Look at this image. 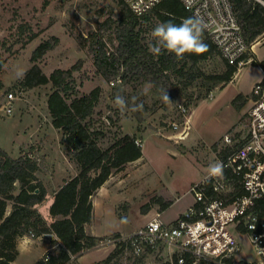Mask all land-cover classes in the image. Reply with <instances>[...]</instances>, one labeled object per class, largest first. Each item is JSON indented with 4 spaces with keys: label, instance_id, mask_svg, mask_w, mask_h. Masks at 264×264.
<instances>
[{
    "label": "rangeland",
    "instance_id": "obj_1",
    "mask_svg": "<svg viewBox=\"0 0 264 264\" xmlns=\"http://www.w3.org/2000/svg\"><path fill=\"white\" fill-rule=\"evenodd\" d=\"M118 15V0H0V58L6 60L0 72L3 84L0 89V147L14 159L33 150L40 164L37 176L50 195L77 174L64 153L62 133L51 121L48 98L52 85L30 90L16 87L21 80L16 72L22 69L26 73L33 66L31 58L37 46L57 37L58 45L38 63L43 72L49 76L56 69H70L81 62L80 72L75 73L80 95L88 94L96 87L103 88L94 115L95 123L98 127L102 125L106 133L102 140L106 142L120 128L124 134L136 136L143 150L142 158L113 174L95 195L90 231L104 237H96L99 241L95 250L73 256L68 264H94L105 259L116 250L112 240L119 237L114 238V235L130 236L153 220L156 213H162L157 201L160 197L173 202L163 211L165 222L173 223L171 221L185 214L195 204L191 186L208 174L210 165L219 163L220 154L226 148L225 136L234 131L243 132L241 135L246 133L243 130L252 106L253 89L264 81L263 68L252 64L254 59L264 61L262 39L254 47V59L250 54L252 51L248 52L251 62L240 67L224 87L216 86L210 97L196 106L186 107L188 95L196 99L206 93L207 87L213 86L200 79L184 96L171 101L169 96L167 100L159 98L156 109L146 113L139 122L126 108L121 110L115 103L116 98L111 95L113 86L95 73L92 57L87 50L81 49L83 45L77 40L83 36L88 38L100 25L117 19ZM105 33L106 47L112 52L116 41L110 37V32ZM32 34L36 35L35 39L26 45ZM202 67L207 74L224 71L220 58L202 64ZM167 91L173 94L174 86ZM150 92L151 85L148 98L152 104ZM9 93L16 96L12 114H7L4 107ZM181 107L188 109L186 117ZM187 120L188 124L185 123ZM174 124L179 128L174 129ZM185 130L187 132L182 135ZM46 201L38 206L40 213L44 211ZM32 236L19 239V255L14 264L43 263L54 253L55 249L50 250L55 245L53 235ZM240 241L245 257L250 254V246L245 238ZM120 249L113 264H170L163 250L147 252L139 258L125 247Z\"/></svg>",
    "mask_w": 264,
    "mask_h": 264
},
{
    "label": "trees",
    "instance_id": "obj_2",
    "mask_svg": "<svg viewBox=\"0 0 264 264\" xmlns=\"http://www.w3.org/2000/svg\"><path fill=\"white\" fill-rule=\"evenodd\" d=\"M261 1L264 3V0ZM231 3L250 53L252 46L264 39V4L257 0H231ZM118 5L117 19L106 21L88 38L83 36L77 40L83 45L81 49L87 50V54L92 57L95 73L113 86L111 95L114 98L117 95L124 96L128 105L126 109L137 121L140 122L146 113L156 109L159 98L163 99L167 95L171 101L182 94L184 96L200 79L204 80V84L212 83L213 86L207 87L203 96L194 99L193 95H188L186 107L196 106L210 97L216 86L224 87L238 72L239 68L230 65L222 57L219 48L204 29L202 41L207 51L201 54L186 53L180 59L166 50H162L160 55L149 51L150 43H154L151 33L157 24L167 21L180 24L185 19H194L180 0H163L140 16L124 0H118ZM107 31L116 41L112 52L106 47L104 35ZM35 37V34L29 36L25 44ZM58 42L57 37H52L37 46L32 53L33 66L16 87L30 90L52 85L48 98L51 121L53 127L62 133L64 153L75 166L77 174L55 193L49 210L52 223L48 224L37 209V206L45 203L47 191L37 176L40 164L35 152L30 150L14 159L0 147V264H14L19 255L18 241L26 236L56 237L54 244L57 247L49 255L46 264H68L73 256L97 247L99 239L87 231L93 218V198L113 174L143 157L142 148L136 144L137 137L124 134L120 128L112 138L106 142L102 140L106 133L102 125L97 126L94 115L103 88L96 87L90 93L80 95L75 73L80 72L81 62L70 69H56L49 76L43 72L38 63ZM250 54H247V58ZM214 58L221 59L224 71L207 74L202 64ZM252 64L264 70V61L254 59ZM5 65L6 60L0 58V72ZM146 84L152 86V104L149 102V93L141 94L140 88ZM170 86H174L173 94L167 91ZM133 97L136 98V104L143 105L141 110H131ZM239 145L226 147L220 157L225 158ZM214 149L217 150V146ZM157 201L161 211L172 204L171 200L165 201L161 197ZM115 247V251L94 264H113V260L121 253L120 248L130 250L123 242L117 243ZM38 264H42V261Z\"/></svg>",
    "mask_w": 264,
    "mask_h": 264
},
{
    "label": "built area",
    "instance_id": "obj_3",
    "mask_svg": "<svg viewBox=\"0 0 264 264\" xmlns=\"http://www.w3.org/2000/svg\"><path fill=\"white\" fill-rule=\"evenodd\" d=\"M124 1L140 16L139 9L148 6L146 13L163 0ZM180 1L194 19L203 22V29L230 65L240 68L251 62L231 0ZM252 96L246 133L234 131L224 138V147L240 145L219 161L222 174H207L191 186L195 204L173 223L158 213L130 236L109 243H125L135 257L163 250L170 264H264V81L254 87ZM15 99L14 93L6 96L7 114H12ZM181 112L186 117L188 109L181 107ZM136 144L140 146V141ZM240 238L250 246L245 257ZM48 261L46 257L42 264Z\"/></svg>",
    "mask_w": 264,
    "mask_h": 264
},
{
    "label": "clouds",
    "instance_id": "obj_4",
    "mask_svg": "<svg viewBox=\"0 0 264 264\" xmlns=\"http://www.w3.org/2000/svg\"><path fill=\"white\" fill-rule=\"evenodd\" d=\"M158 2V0H155ZM148 6L139 9V14H143ZM203 22L197 19H185L180 24L172 21L162 22L157 24L152 30V37L154 43H150L149 51L154 55H160L162 50L174 54L177 58L182 59L186 53L201 54L207 51V46L202 41ZM25 72L21 69L16 72L17 78L22 79ZM150 85L142 89V95H146ZM167 100L168 96L165 95ZM136 98L133 97L132 111H139L142 109V104L135 103ZM115 103L124 110L128 105L126 99L122 95H117ZM209 176H218L222 174V166L219 163H214L208 168Z\"/></svg>",
    "mask_w": 264,
    "mask_h": 264
},
{
    "label": "crops",
    "instance_id": "obj_5",
    "mask_svg": "<svg viewBox=\"0 0 264 264\" xmlns=\"http://www.w3.org/2000/svg\"><path fill=\"white\" fill-rule=\"evenodd\" d=\"M262 4H264V3H262ZM259 43H260V41L257 42V43H255V44L252 46V49H251V51H252V52H251V56H254V57L256 56L255 53H254V47H255L257 44H259ZM189 121H190V117H189ZM189 123H190V122H189ZM189 128H190V124H189ZM75 175H76V174H74L72 177H74ZM72 177H70L68 180H70ZM68 180H65V181L63 182V184L60 185V186L58 187V189H56V190L54 191V193H52L51 195H50L49 193H47V198H46V199H48V200L46 201V202H47V205L45 206L44 211L41 212L42 215H44V217H45L46 220H48V221H49V220L52 221V218H51V216H50V212H49V210H50L51 205H52L53 202H54V195H55V193L60 189V187L63 186V185L65 184V182L68 181ZM198 182H199V181H198ZM196 183H197V182H196ZM194 184H195V183H194ZM194 184H193V185H194ZM93 199H94V198H93ZM94 200H95V199H94ZM94 200H93V201H94ZM172 203H173V202H172ZM192 206H193V205H192ZM192 206H191V207H192ZM38 208H39V207L37 206V209H38ZM189 208H190V207H189ZM164 211H165V210H164ZM163 213H164V212L162 211L161 214H163ZM157 214H158V213H156V215H157ZM156 215H155V216H156ZM181 215H183V214H181ZM155 216H154V217H155ZM179 216H180V215H179ZM154 217H153V218H154ZM153 218H152V219H153ZM176 219H177V218H176ZM176 219H175V220H176ZM175 220H173V221H171V222H174ZM87 231L89 232L90 235H92V236H94V237H104V236H98V235L94 234L93 232H91V231H90V226L88 227V230H87ZM52 237H54V238H53L54 240L56 239V237H55L54 235H53ZM54 246L56 247V245H54ZM54 246H53V247H54ZM53 247H51L50 250L55 249V247H54V248H53ZM102 247H105V246H102ZM98 249H100V248H98ZM50 250H49V251H50ZM91 250H95V249H91ZM91 250L87 251V253H88V252H91ZM85 254H86V253H85ZM81 257H82V256H81ZM81 257H80V258H81ZM80 258H79V260H80Z\"/></svg>",
    "mask_w": 264,
    "mask_h": 264
},
{
    "label": "water",
    "instance_id": "obj_6",
    "mask_svg": "<svg viewBox=\"0 0 264 264\" xmlns=\"http://www.w3.org/2000/svg\"><path fill=\"white\" fill-rule=\"evenodd\" d=\"M257 1H259V2L263 3L261 0H257Z\"/></svg>",
    "mask_w": 264,
    "mask_h": 264
}]
</instances>
